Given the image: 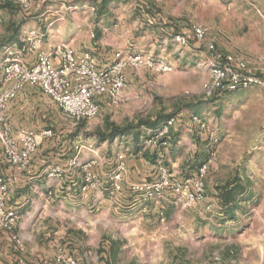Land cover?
<instances>
[{
	"label": "rangeland",
	"instance_id": "374dc122",
	"mask_svg": "<svg viewBox=\"0 0 264 264\" xmlns=\"http://www.w3.org/2000/svg\"><path fill=\"white\" fill-rule=\"evenodd\" d=\"M79 1L31 0L28 10L19 5L0 9V31L11 28L15 23L23 31L44 24L49 13L41 17L42 8L70 13L78 11L79 15L85 17L91 16V12L96 14L97 4L91 5L94 0H87L88 8H82L83 3ZM122 2L115 1L116 4ZM240 4L241 0H159L157 9L163 15L176 12L179 20L177 24L187 27L190 32L195 23L205 25L209 30V38L216 44V52L234 53L255 62L253 58L256 55L252 54L255 50L251 48L254 36L242 33L243 28L248 30L250 26L243 20ZM93 7L95 10H92ZM123 8L125 10L128 7ZM111 17L117 22L126 20L124 31L116 34L120 42L124 43L125 29H130V24L138 21V18L133 17L132 22H129L128 17ZM57 18L58 15L51 20ZM68 18L74 21L73 16ZM59 23L56 22L57 25ZM155 35L162 41L165 36L153 33L151 27L138 26L132 41L138 45V53L161 56L173 63L172 72L157 73L147 68L128 70L125 100L113 106L106 104L96 117L80 120L82 132L75 129L74 121L56 106H52L49 114L38 113L39 118L52 123L55 128L60 125V131H66L68 135L67 139L69 133H78L76 144L79 146L86 144L105 150L108 143L100 139L102 134L109 132L111 126L123 128L153 118L152 123H158L157 116L160 120L161 116L175 114L176 122L171 128L168 147L158 150L152 148L148 143L149 137L142 145L140 143L141 152L136 156L132 150L126 155L124 145L125 158L139 163L148 161L147 152L158 151L160 159L171 154V160L167 163L163 160L156 162L154 171L160 163L171 164V170L182 178H192L197 174L194 162L197 166L207 164L206 198L185 208L177 204L172 209L167 207L168 214H163L165 220L157 227H163L166 234L156 241L143 244L148 252L143 249V253L137 255V264H264V89L235 87L220 96L207 98L202 92V86L209 78L214 51L206 44L192 40L187 46L191 48L190 51L184 47L173 53L174 47L169 44L159 45L155 42ZM63 36L68 39L66 34ZM222 36L229 43H237L239 46L243 42L246 47L227 48L221 44ZM183 52L184 58L178 61L177 57ZM193 52L199 53V56L193 55ZM195 115L206 122L205 128L193 119ZM159 122L161 126L163 122ZM141 130L147 131L144 127ZM57 146L58 143L52 151L57 152ZM96 166L100 167L101 164L97 163ZM113 169L111 167L107 173ZM94 171L101 184L100 169ZM144 177L141 175L140 179ZM233 182H238L239 200L232 208L224 206L218 194L220 186ZM164 196L173 200L168 194ZM105 242L101 239L92 243L93 246L98 243L99 254L103 256L102 246ZM132 248H125L120 254L124 261L131 259ZM215 256H219L220 260L214 261ZM101 261L106 263L102 257L99 263Z\"/></svg>",
	"mask_w": 264,
	"mask_h": 264
},
{
	"label": "crops",
	"instance_id": "0c3cea01",
	"mask_svg": "<svg viewBox=\"0 0 264 264\" xmlns=\"http://www.w3.org/2000/svg\"><path fill=\"white\" fill-rule=\"evenodd\" d=\"M102 1H92L91 5L97 4V12L96 14L91 12V16L88 17L79 15L78 11L70 13L61 12L60 9L54 11L42 8L41 17L49 13L44 24L23 31L19 24L15 23L11 28L0 31V80L9 51L24 48L28 36L32 34H43L44 48L67 42L77 53L90 51L96 56L100 66L113 63L115 55L119 52L124 55L138 53L136 50L138 45L132 41L138 26L151 27L153 33L165 34L163 41L155 35V42L159 45L173 46V53L182 49L173 40L174 35L178 33L191 35L187 27H180L177 24L179 20L176 12L163 15L162 11H158L159 0H123L118 4L115 3L116 0H107L105 3ZM79 3H83L82 8H88L87 0H80ZM99 6L103 9L99 10ZM124 6L128 8L123 10ZM76 9H79V6H76ZM85 12L87 13V10ZM240 13L250 26L248 30L243 28L242 33L253 34L251 48L255 51L252 54L256 55L253 59L258 61L264 54V0H241ZM66 14L67 17L73 16L74 21L66 19ZM56 15L59 18L51 20ZM111 15L128 17L129 22H132L133 17L138 18V21L130 24V29H125L124 43L120 42L116 34L122 32L126 20L117 22ZM56 22H60L59 25ZM63 34H66L68 39H65ZM223 34L230 38L226 33ZM224 36L220 41L225 47H246L242 41V45L239 46L237 43H229L224 40ZM186 49L191 50L190 47ZM193 55L199 56V53L193 52ZM183 58L184 52L177 60ZM36 59L35 52H28L24 61L28 65H33ZM52 101L39 88L27 87L9 103L5 112L0 111V116L3 113L7 115L14 134L21 128L34 129L38 132L47 128L55 130L54 136L42 140L37 153L33 156L31 173L20 171L8 164L0 150V179L8 183L11 190L10 202L20 214L13 231L0 230V264H64L63 260L69 257L78 260L79 264H103V261L99 263L100 257L106 260L104 264H137L139 260L136 257L143 253V244L151 240L156 241L166 234L163 227L159 229L157 227L165 220L163 214L165 212L168 214L167 207L172 209L175 203L166 199V196L145 200L140 194L131 191L129 184L145 180L147 176L153 174L156 162L163 160L167 163L171 160V154L160 159L158 151L147 152L145 154L148 161L136 163L128 160V157L125 158L123 148L126 145V155L131 150L133 155L139 154L140 143L142 145L143 141L152 135L159 122L152 123L155 119L153 117L143 119V122L149 120L151 123L149 125L136 123L123 127L126 130L122 133L114 136L108 134L105 139H100L101 142L108 143L105 150H100L98 146L81 145L80 162L97 160L101 166H96L95 169L97 171L100 169L102 174V183L98 187L83 191V166L74 168L69 166V160L76 154L78 133L73 135L69 133L67 139L68 135L66 131H60V125L55 128L52 123L39 118L38 113L49 114L52 106L60 109L55 102L52 104ZM106 104L113 106L104 102L101 110ZM73 125L82 132L80 122H74ZM142 127L147 131L141 130ZM56 143L57 152H54L52 149ZM120 155L124 156L125 170L122 189L116 190L111 184L110 173H107V170L111 167L117 168L121 162ZM197 165L196 162L193 163L198 171L201 165ZM53 166H59L64 170L63 179L48 175L49 169ZM141 175L145 176L142 180ZM159 214H162V217ZM14 236H17L19 241L14 239ZM101 239L106 241L102 246L104 256L99 254L98 243L94 246L92 244ZM128 247H133L131 259L124 261L120 254ZM144 252L148 250L144 249Z\"/></svg>",
	"mask_w": 264,
	"mask_h": 264
},
{
	"label": "built area",
	"instance_id": "2783aa9c",
	"mask_svg": "<svg viewBox=\"0 0 264 264\" xmlns=\"http://www.w3.org/2000/svg\"><path fill=\"white\" fill-rule=\"evenodd\" d=\"M13 3L28 10L31 0H0V4ZM92 10H95L93 7ZM2 18L0 17V22ZM191 35L178 33L173 40L181 48L190 45L192 40L206 44L214 51L209 78L203 82L202 92L205 97L220 96L224 91L235 88L260 87L264 89V54L258 61L234 53L216 52V44L209 38L208 28L200 23L191 27ZM28 52L36 53L33 65L25 63ZM147 68L157 73H169L174 65L164 57L133 53H117L113 63L100 66L96 56L90 51L77 53L67 42H60L48 48L43 47V34H32L27 38L24 48L9 51L5 60L3 77L0 80V111L5 112L9 103L27 87H37L48 95L62 110L66 117L74 122L91 119L99 115L104 102L117 105L125 100L128 70ZM201 127L206 122L197 115L193 116ZM176 117H171L156 128L150 136L149 145L158 150L169 146L171 128ZM54 136L52 128L38 132L34 129L21 128L16 134L8 122L5 113L0 116V150L6 161L20 171L31 173L33 156L37 153L42 140ZM76 154L69 160V166H83L84 179L82 190L96 188L99 185L95 168L97 160L80 162L82 147L76 145ZM120 164L110 172L109 179L116 190L122 189L124 156L120 155ZM207 164H203L192 178L177 177L166 163H160L156 170L141 182L129 184L130 190L140 194L145 200H155L168 194L175 204L185 208L204 201L206 198L205 174ZM50 177L63 179L64 170L59 166L49 169ZM10 187L0 179V230L13 231L20 214L10 202ZM14 239L19 241L17 236ZM214 261L220 257L215 256ZM64 264H79L69 257ZM201 264H210L204 262Z\"/></svg>",
	"mask_w": 264,
	"mask_h": 264
},
{
	"label": "trees",
	"instance_id": "16d2710c",
	"mask_svg": "<svg viewBox=\"0 0 264 264\" xmlns=\"http://www.w3.org/2000/svg\"><path fill=\"white\" fill-rule=\"evenodd\" d=\"M106 1L107 0H103L102 3H105ZM13 5H16V4L4 3V4H0V8H7L8 6H13ZM101 8H102V6H99V10H101ZM175 116H176L175 114H169L167 116H164L165 118L163 116H161L162 119H160V120L164 123L169 118L175 117ZM157 120H158V122L160 121L159 120V116H157ZM142 123L149 125V123H151V122L148 120L146 122L142 121ZM158 126H160V124ZM109 129L110 130H109V132L107 134H102V137H101L102 139H105L108 136V134L110 136H114L115 134L122 133L123 131L126 130V129H123L121 127L114 126V125L111 126ZM237 187H238V182L227 183V184H225L223 186H220V188H219L220 190H219V194L218 195H219V199H220L221 203L224 206L235 205V203L239 200V198L237 196ZM232 208H233V206H232Z\"/></svg>",
	"mask_w": 264,
	"mask_h": 264
}]
</instances>
